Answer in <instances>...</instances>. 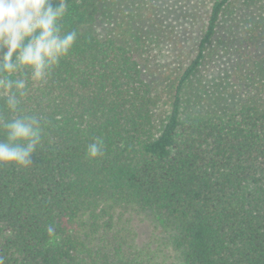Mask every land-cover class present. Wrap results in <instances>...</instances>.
I'll list each match as a JSON object with an SVG mask.
<instances>
[{
  "label": "trees",
  "instance_id": "1",
  "mask_svg": "<svg viewBox=\"0 0 264 264\" xmlns=\"http://www.w3.org/2000/svg\"><path fill=\"white\" fill-rule=\"evenodd\" d=\"M122 1L67 0L62 33L78 32L69 54L46 82L28 79L15 112L0 89V140L3 124L20 116L42 123L31 165H0V257L4 264H264V18L248 15L240 45L251 54L236 61L231 89L210 93L204 69L240 51L217 35L238 0H213L159 115L161 99L146 75L152 34L143 39L132 23L126 30L130 22L117 23V33L96 31L101 19L116 21ZM243 4L252 16L264 11V0ZM93 142L102 156H88ZM136 216L151 221L145 243Z\"/></svg>",
  "mask_w": 264,
  "mask_h": 264
},
{
  "label": "rangeland",
  "instance_id": "2",
  "mask_svg": "<svg viewBox=\"0 0 264 264\" xmlns=\"http://www.w3.org/2000/svg\"><path fill=\"white\" fill-rule=\"evenodd\" d=\"M213 0H123L117 7L116 21L110 24L101 19L96 31L100 35L109 32L117 33V23L128 28L140 30L141 36H150L153 43L145 40L149 48L150 63L146 66V75L149 81L154 82L156 94L160 97L159 115L168 108L171 97V85L175 82L180 71L192 58L196 44L200 39L209 14ZM262 5V4H261ZM243 4V0L236 1L225 13L218 28V40L225 42L226 46L232 48L240 47L239 52H223L219 55L216 63L210 62L204 69L203 88L212 93L221 87L231 89L234 79L233 69L236 61L241 56L251 54V50L240 45V41L247 36L249 25L248 15L253 21L264 18V11H257L256 16L250 15ZM248 13V14H246ZM238 14H241L238 16ZM132 27V26H131ZM132 30V29H131ZM162 31L163 39H156L154 32ZM133 31V30H132ZM238 46V47H237ZM252 48V47H251ZM264 53V48L259 54ZM151 221L144 216H136L133 226L137 232L138 242L145 243L151 236Z\"/></svg>",
  "mask_w": 264,
  "mask_h": 264
},
{
  "label": "clouds",
  "instance_id": "3",
  "mask_svg": "<svg viewBox=\"0 0 264 264\" xmlns=\"http://www.w3.org/2000/svg\"><path fill=\"white\" fill-rule=\"evenodd\" d=\"M67 10V0L55 4L53 0H0V89L6 94L8 110L15 112L19 98L27 95L28 79L46 82L74 46L78 32L62 33L59 23ZM3 128L6 137L0 140V165L30 166L31 156L41 144V119L24 115ZM87 154L102 156V144H89ZM0 264H4L3 257Z\"/></svg>",
  "mask_w": 264,
  "mask_h": 264
}]
</instances>
